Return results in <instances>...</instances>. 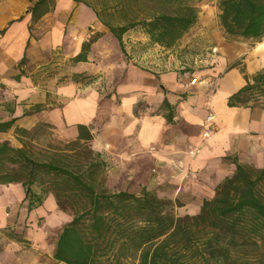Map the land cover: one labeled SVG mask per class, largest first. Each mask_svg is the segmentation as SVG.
I'll list each match as a JSON object with an SVG mask.
<instances>
[{
  "label": "crops",
  "instance_id": "1",
  "mask_svg": "<svg viewBox=\"0 0 264 264\" xmlns=\"http://www.w3.org/2000/svg\"><path fill=\"white\" fill-rule=\"evenodd\" d=\"M30 6L29 0H0V123L15 121L0 133V143L21 148L15 128L39 125L74 142L77 126H86L88 145L110 161L109 177L129 175L141 188H159L160 197L180 200L189 216L234 175L235 161L264 169V108L228 107V99L246 85L244 75L264 70V51L219 40L218 56L207 67L174 71V56L160 60L156 54L165 49L147 37L142 45L123 38L121 46L90 8L72 0H56L34 24V38L31 16L22 18ZM90 29L100 37L86 62L73 63ZM143 42L151 50L144 52ZM83 77L91 82L84 86ZM164 99L173 107L169 124L159 112ZM209 114L213 121L206 123ZM194 150L199 153L190 156ZM0 192L13 196L0 206V264H59L53 259L56 242L72 216L50 194L28 212L21 185H0Z\"/></svg>",
  "mask_w": 264,
  "mask_h": 264
},
{
  "label": "trees",
  "instance_id": "2",
  "mask_svg": "<svg viewBox=\"0 0 264 264\" xmlns=\"http://www.w3.org/2000/svg\"><path fill=\"white\" fill-rule=\"evenodd\" d=\"M72 1L90 8L121 46L126 33L141 29L152 45L171 50L196 26L195 3L200 0ZM54 6L55 0H33L32 23ZM218 9L226 40L264 41V0H218ZM96 39L82 45L73 63L86 62ZM244 79L246 85L228 99V107L264 108V70ZM159 112L172 122L173 107L166 99ZM14 123H0V133ZM77 130L71 144L85 148L79 160L35 158L24 140L21 148L0 143V185H21L28 212L40 207L48 194L62 211L63 198L75 205L56 242L57 263L123 264L137 258V264H264V169L235 161L234 175L217 186L214 198L204 201L197 215L176 217L171 200L146 190L139 196L109 193L96 185L92 176L98 164L91 157L100 154L88 148L92 135L87 127L78 125ZM14 132L21 138L29 134L18 128Z\"/></svg>",
  "mask_w": 264,
  "mask_h": 264
},
{
  "label": "rangeland",
  "instance_id": "3",
  "mask_svg": "<svg viewBox=\"0 0 264 264\" xmlns=\"http://www.w3.org/2000/svg\"><path fill=\"white\" fill-rule=\"evenodd\" d=\"M29 1L31 2V6L27 9L26 13L22 14V18L31 16L30 10L33 6V0ZM77 1L80 2L83 0ZM195 4L199 12L198 21L195 28L188 34H186L182 38V40L177 43V45L174 47V54H171L172 52H169L167 54L165 52L166 49L164 51H161L159 49L158 53H156L160 60H167V57L170 55L174 56L176 60V64L173 66L175 67L174 71L193 72L198 69H204L206 65H209V62L213 59V57L218 56V51L215 48V41L224 40L227 43H232L231 40L225 39L223 31L219 25L218 0H200ZM31 30L32 36L36 38V36H38V33L36 32L33 23L31 25ZM94 32L95 31L93 29H90V31H86V35H88L86 43H89L93 39L100 37L99 33ZM144 37L146 38L142 30L136 29L126 33L123 38L133 41L138 40L137 43L142 45L141 41ZM237 43H244L246 45L245 47L248 50L264 51V48L259 49L260 44H264V41L260 43H256L253 41H239ZM142 47L145 52V50H151L152 45L144 43ZM87 79L89 78L83 77V79L81 80V83L84 86L87 85L88 82H91V80L87 81ZM22 139L35 158L56 156L63 160H79L85 155L84 147L74 146L71 144L72 142H65L60 140L55 129L48 125L37 126L36 128L30 130L27 136H22ZM88 148L92 150L90 145H88ZM92 151L94 153H97L94 150ZM91 159L98 164L97 168L93 170V180L96 185L100 186L106 192L115 193L118 191H123L125 188L126 190H128L127 192L134 195H139L142 190L147 189L146 191L150 192L156 197L160 199H167L166 197L159 196V188H141L129 179V175L119 177L118 174L114 173L113 176L111 175L109 177L108 171L110 167V161L102 153H100L99 157L92 155ZM34 191L39 192V188H34ZM10 200H13V196H11L7 192H0V206L9 202ZM171 201L174 203L173 214L176 217L185 216V211L181 208L182 205L180 200L176 199L174 201ZM61 203L63 211L70 216H73L75 211L74 203L65 198L61 199ZM191 208L194 207L191 206ZM9 230L10 228H8V231ZM1 239L2 238L0 237V241ZM137 263V258H130L123 261V264Z\"/></svg>",
  "mask_w": 264,
  "mask_h": 264
},
{
  "label": "built area",
  "instance_id": "4",
  "mask_svg": "<svg viewBox=\"0 0 264 264\" xmlns=\"http://www.w3.org/2000/svg\"><path fill=\"white\" fill-rule=\"evenodd\" d=\"M214 52V51H213ZM208 87L210 88V89H214V84L213 83H208ZM213 121V116L212 115H207V117L205 118V122L206 123H211ZM208 137V132H205L203 135H202V137H201V139L202 140H205L206 138ZM199 153V151L198 150H194V151H190L189 152V155L190 156H194V155H197Z\"/></svg>",
  "mask_w": 264,
  "mask_h": 264
}]
</instances>
